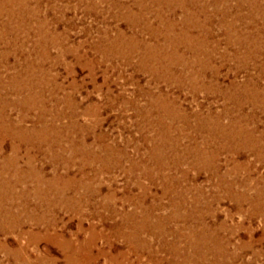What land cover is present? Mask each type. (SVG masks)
I'll use <instances>...</instances> for the list:
<instances>
[{
  "label": "rangeland",
  "instance_id": "374dc122",
  "mask_svg": "<svg viewBox=\"0 0 264 264\" xmlns=\"http://www.w3.org/2000/svg\"><path fill=\"white\" fill-rule=\"evenodd\" d=\"M0 4V161L14 155L11 147L18 144L15 165L22 172L15 174L14 165H7L0 176L10 184L14 178L20 180L14 187L28 191L29 198L24 204H0V264H71L69 257L74 264H112L118 259L123 264H182L185 255L191 260L184 264H224L225 257L214 256L209 247L205 263L196 256L200 250L190 243L203 230L222 246L230 239L229 247L238 256L232 264H264L260 240L264 214H254L249 203L238 205L228 198L221 181L225 175L227 180L248 177L252 195L253 187L263 185L258 181L264 180V162L234 147L237 141L240 144L238 139L225 148L218 128L194 126L195 115L225 112L221 121L227 126L232 118L243 123V114H254L246 127L260 135L264 114L253 108L251 99L237 108L217 91L194 90L188 83L172 85L162 78L156 60L167 48L177 59L191 61L194 56L181 36L185 31L198 37L193 47L203 51L198 55L205 69L197 74L200 83L225 87L229 93L231 82L251 81L252 94L264 88L260 74L264 0H0ZM157 95H167L189 119L155 125L157 111H149L148 104ZM160 126L172 127L164 137H171L173 144L154 142ZM21 129L29 131L24 140ZM196 145L206 151L205 167L191 153ZM37 179L49 200L30 195ZM243 243L249 246L242 248Z\"/></svg>",
  "mask_w": 264,
  "mask_h": 264
},
{
  "label": "bare ground",
  "instance_id": "6f19581e",
  "mask_svg": "<svg viewBox=\"0 0 264 264\" xmlns=\"http://www.w3.org/2000/svg\"><path fill=\"white\" fill-rule=\"evenodd\" d=\"M167 2H171V0H167ZM186 2V1H185ZM184 3V2H183ZM203 3V2H202ZM170 4V3H169ZM181 4V3H180ZM1 5V4H0ZM3 5V4H2ZM184 5V4H183ZM5 6V5H4ZM176 6V5H175ZM1 7V6H0ZM6 7V6H5ZM2 11V10H1ZM193 11V10H192ZM16 12V11H15ZM146 12V11H145ZM13 15V14H12ZM198 19V18H197ZM7 20V19H6ZM253 21V20H252ZM4 23V22H3ZM158 23V22H157ZM135 24V23H134ZM137 24V23H136ZM166 24V23H165ZM42 27V26H41ZM145 27V26H144ZM206 27V26H205ZM263 27V26H262ZM167 29V28H166ZM22 30V29H21ZM167 32V31H166ZM176 32V31H175ZM227 32V31H226ZM9 33V32H8ZM11 33V32H10ZM182 35V37H184V38H182V39H185V45H186V48H187V50H189L192 54H193V56H194V58L191 60V61H187L185 58H183L182 56H179L178 57V59H177V57L175 56V52H169L168 51V49L167 48H164V49H161V51H160V53H161V55H157L159 58H155L156 60H158L159 61V63H160V65L158 66L159 68H161V70L164 72V73H160V72H158V73H160V74H162V78H164L165 80H166V82H168V83H170V84H172V85H175V83L176 84H178V85H180V84H183V83H188L187 85L189 86V87H191V89H194V90H196V89H200V88H202V89H207V90H209V91H217V92H219V94H221L224 98H225V96L227 97V99L228 100H231V102H233V103H235L236 105H235V107H237V108H240L239 106L241 105V104H243L244 103V101L245 100H247V99H251L252 101L251 102H253V103H255L256 105H252L253 106V108H254V106H256L257 107V111H260V112H262L263 114H264V88H260V90L257 88V89H254V91H252L253 92V94L249 91V85H250V82H249V80H248V82H245L243 85H237V84H235V83H233V82H231V84L229 85V88H230V93L229 92H227V89H225V87H224V89H220L219 87H215V85L214 84H212V85H208V84H205V83H200V81L199 80H197V74L199 75V73L202 71H204L205 69H203L204 68V66H203V64H202V61H201V57L200 58H198V55L200 54V52H203L202 51V48H196V46L195 47H193V43L194 42H196L198 39V37L196 38V36H193L192 34V36H190L189 34H187L186 35V33H185V31L183 32V33H181ZM235 34V33H234ZM154 35V34H153ZM204 35V34H203ZM242 35V34H241ZM19 36V35H18ZM170 37V36H169ZM10 38V37H9ZM174 38H176V37H174ZM2 39V38H1ZM172 39H173V37H172ZM182 39H179V40H182ZM235 39V38H234ZM12 40V39H11ZM19 41V40H18ZM115 42V41H114ZM169 42V41H168ZM171 42V41H170ZM183 42H184V40H183ZM9 43V42H8ZM13 43H15V42H13ZM55 43V42H54ZM179 43H181V42H179ZM248 43V42H247ZM167 44V43H166ZM173 44V43H172ZM182 44V43H181ZM199 44V43H198ZM201 44V43H200ZM178 45V44H177ZM195 45V44H194ZM243 45V44H242ZM37 46V45H36ZM120 46V45H119ZM149 46V45H148ZM163 46V45H162ZM237 46V45H236ZM64 47V46H63ZM166 47H167V45H166ZM248 47V46H247ZM204 49V48H203ZM158 50V49H157ZM182 50V49H181ZM5 51V50H4ZM150 51V50H149ZM153 51V50H152ZM188 51V52H189ZM250 51V50H249ZM135 52V51H134ZM130 53V52H129ZM146 53H148V52H146ZM153 53V52H152ZM154 53H157V52H155L154 51ZM42 54V53H41ZM45 53H43V55H44ZM177 54V53H176ZM203 54V53H202ZM248 54V53H247ZM153 55V54H152ZM250 55V54H249ZM255 55H257L256 53H255ZM47 56H48V54H47ZM150 56V55H149ZM189 56V55H188ZM245 56V55H244ZM44 57V56H43ZM149 58V57H148ZM45 59H46V57H45ZM144 59H146V58H144ZM248 59V58H247ZM256 59V58H255ZM143 61V60H142ZM146 61V60H145ZM26 62V61H25ZM244 62V61H243ZM42 63V62H41ZM27 63H25L24 65H26ZM38 64V63H37ZM158 64V63H157ZM9 66V65H8ZM173 66H174V68H176V70H173ZM30 67V66H29ZM35 67V66H34ZM37 67V66H36ZM41 67V66H40ZM87 67V66H86ZM155 67V66H154ZM20 68V67H19ZM33 68V67H32ZM38 68V67H37ZM42 68V67H41ZM67 68V67H66ZM34 69V68H33ZM20 70V69H19ZM31 70V69H30ZM37 70V69H36ZM173 71H176V74L174 75V76H172V72ZM207 71V70H206ZM21 72V71H20ZM23 72V71H22ZM30 72V71H29ZM153 72V71H152ZM44 73H46V72H44ZM217 73V71H216V69L213 71V74H216ZM17 74V73H16ZM26 74V73H25ZM91 74V73H90ZM206 74V73H205ZM260 74L261 75H264V65H263V67H261V70H260ZM14 75V74H13ZM24 75V74H23ZM22 75V76H23ZM12 76V75H11ZM18 76V75H17ZM34 76V75H33ZM36 76V75H35ZM49 76V75H48ZM16 77V76H15ZM213 77V76H212ZM12 78V77H11ZM10 78V79H11ZM39 78V77H38ZM44 78H46V77H44ZM48 78V77H47ZM203 78V77H202ZM29 79V78H28ZM164 79H162V80H164ZM204 79V78H203ZM15 80V79H14ZM18 80V79H17ZM164 80V81H165ZM11 81V80H10ZM202 81V80H201ZM208 81H210V80H208ZM20 82V81H19ZM28 82H30V81H28ZM14 83V82H13ZM21 83V82H20ZM210 84V83H209ZM252 84V83H251ZM254 84H256V83H254ZM1 85V84H0ZM187 86V87H188ZM220 86V85H219ZM27 88V87H26ZM57 88V87H56ZM228 88V87H227ZM21 89H23L22 87H21ZM42 89H44V88H42ZM29 90V89H28ZM208 91V92H209ZM1 92V91H0ZM28 92V91H27ZM59 92H60V90H59ZM36 93V92H35ZM152 93H150V95H151ZM161 94V93H160ZM252 94V95H251ZM29 95V94H28ZM157 96H159V95H157ZM23 97V96H22ZM42 97V96H41ZM67 97V96H66ZM15 98V97H14ZM28 98V97H27ZM40 98V97H39ZM64 98V97H63ZM149 98V97H148ZM175 99V98H174ZM18 100V99H17ZM33 100V99H32ZM67 100V99H66ZM10 101V100H9ZM24 101V100H23ZM41 101V100H40ZM57 101V100H56ZM150 102H149V107H148V110L149 111H152L153 109H156L155 111H157V113L155 114L156 115V123H154L155 125H161V123H164V124H174V123H176V122H179L180 120H182V121H184V122H186V115L185 114H181V113H179L178 112V106L176 105V104H172L171 103V101H170V98L166 95V96H159V97H156V98H154L153 96H151L150 97V100H149ZM247 101H249V100H247ZM14 102V101H13ZM15 103V102H14ZM13 103V104H14ZM24 103V102H23ZM22 103V104H23ZM37 103H38V101H37ZM40 103V102H39ZM246 103V102H245ZM11 104V103H10ZM25 104V103H24ZM27 104H28V102H27ZM74 104V103H73ZM249 104V103H248ZM21 105V104H20ZM34 105V104H33ZM37 105V104H36ZM54 105V104H53ZM76 105V104H75ZM238 105V106H237ZM26 106V105H25ZM35 106V105H34ZM129 106V105H128ZM139 106V105H138ZM3 107H5V106H3ZM27 107V106H26ZM37 107V106H36ZM39 107V106H38ZM40 107H42V105L40 106ZM74 107V106H73ZM28 108H30V107H28ZM33 108V107H32ZM31 109V108H30ZM37 109V108H36ZM44 109V108H43ZM68 109V108H67ZM140 109V108H139ZM147 109V108H146ZM1 110V109H0ZM73 110V109H72ZM89 110V109H88ZM252 110V109H251ZM30 111V110H29ZM45 112H46V110H44ZM62 112V111H61ZM64 112V111H63ZM76 112V111H75ZM145 112V111H144ZM67 113V112H66ZM151 113V112H150ZM255 113V112H254ZM69 114H71V113H69ZM43 115V114H42ZM61 115V114H60ZM60 115H59V117H60ZM142 115V114H141ZM146 115H149V112L146 114ZM207 115V114H206ZM58 116V115H57ZM153 116V115H152ZM151 116V117H152ZM200 115H195V120L194 121H196V123L194 124V126L195 127H198L199 129H201V127H204L205 129H206V125H208V127H210L211 126V128H218L219 129V133H220V137L223 139V141L225 142V148H226V146L227 145H229L230 143H233V142H235V140L236 139H238L239 141H240V144H238L237 142L234 144L235 146L234 147H239V148H241V149H243L244 151H248V152H250V154H253L254 155V157L257 159V160H259V161H262V162H264V132L262 133V134H255V132H258V130L257 129H254V130H250L249 128H247L246 126H247V122H249V121H252V120H254V114H243V116H241L240 117V120H241V122H243V123H239L238 121H236V120H233V118H232V120L229 122V125L227 124V126H223V124H222V121H221V119L225 116V112H223L222 114H210L209 116H207V117H205L204 116V118L201 116V117H199ZM3 117V116H2ZM44 117V116H43ZM58 117V118H59ZM72 117V116H71ZM155 117V116H154ZM143 118V117H142ZM148 118L149 117H147L146 119H147V121H148ZM153 118V117H152ZM1 119V118H0ZM41 119H42V117H41ZM56 119V118H55ZM163 119H165V120H163ZM189 119V118H188ZM187 119V120H188ZM237 119H239V118H237ZM21 120V119H20ZM4 121V120H3ZM41 121V120H40ZM47 121V120H46ZM77 121V120H76ZM76 121H75V123H76ZM138 121V120H137ZM155 121V120H154ZM190 121V120H189ZM2 122V121H1ZM80 122V121H79ZM96 122V121H95ZM149 122V121H148ZM46 123V122H45ZM48 123V122H47ZM147 123V122H146ZM182 123V122H181ZM15 124V123H14ZM49 124V123H48ZM70 124V123H69ZM78 124V123H77ZM149 124V123H148ZM151 124V123H150ZM264 124V123H263ZM4 125V124H3ZM11 125V124H10ZM33 125V124H32ZM37 125V124H36ZM71 125V124H70ZM191 125H192V123H191ZM250 125V124H249ZM34 126V125H33ZM72 126V125H71ZM77 126V125H76ZM141 126V125H140ZM166 126V125H165ZM258 126V125H257ZM7 127H8V124H7ZM17 127H19V126H17ZM47 127V126H46ZM55 127V126H54ZM59 127V126H58ZM63 127V126H62ZM88 126H86V128H87ZM176 126H174V128H175ZM183 127V126H182ZM187 127H190L189 125H187ZM207 127V128H208ZM2 130H3V128L2 127H0ZM33 128H35V127H33ZM51 128V127H50ZM53 128V127H52ZM56 128V127H55ZM61 128V127H60ZM160 128H161V130H158V136L154 139L155 141L154 142H160V143H162L163 145H168V140L170 141L171 140V142H170V144L172 143V138L170 137H164V136H166L167 135V133H169V132H172V127L170 126V127H166V128H163V127H161L160 126ZM185 128V127H184ZM191 129H193L194 127L192 126V127H190ZM42 129H44V128H42ZM83 129V128H82ZM85 129V128H84ZM153 129V128H152ZM181 129V128H180ZM203 129V128H202ZM253 129V128H252ZM13 130H16V129H13ZM28 130H29V128H28ZM27 129H21V130H19L20 132H19V136L23 139L24 138V135H25V133L28 131ZM32 131L34 130V129H31ZM39 130H41V129H39ZM48 130V129H47ZM46 130V131H47ZM61 130V129H60ZM59 130V131H60ZM74 130H76V129H74ZM80 130V129H79ZM194 130V129H193ZM196 130H198V129H196ZM257 130V131H256ZM260 130V129H259ZM5 131V130H4ZM8 131V130H7ZM12 131V130H11ZM10 131V132H11ZM38 131V130H37ZM37 131H35V133L37 132ZM44 131V130H43ZM83 131V130H82ZM91 131V130H90ZM262 131V130H261ZM264 131V130H263ZM6 132V131H5ZM16 132V131H15ZM14 132V133H15ZM29 132V131H28ZM38 132H40V131H38ZM182 132V131H181ZM205 132V131H204ZM208 132H210V131H208ZM208 132H207V134H208ZM8 133V132H7ZM202 133V132H201ZM211 133V132H210ZM209 133V134H210ZM17 134V133H16ZM30 134V133H29ZM39 134H41V133H39ZM46 134V133H45ZM171 134V133H170ZM208 134V135H209ZM7 134L5 133V136H6ZM11 135V134H10ZM15 135V134H14ZM31 135H33V134H31ZM37 135V134H36ZM57 135V134H56ZM67 135V134H66ZM80 135V134H79ZM214 135V134H213ZM215 135H216V133H215ZM3 136V135H2ZM9 136V135H8ZM58 136V135H57ZM99 136V135H98ZM177 136V135H176ZM31 137V136H30ZM46 137V136H45ZM48 137V136H47ZM85 137V136H84ZM155 137V136H154ZM173 137V136H172ZM213 138L211 135L208 137V138ZM219 137V138H220ZM13 138H14V136H13ZM40 138H42V137H40ZM175 138V137H174ZM210 138V139H211ZM32 139V138H31ZM33 139H34V137H33ZM43 139V138H42ZM54 139V138H53ZM218 139V138H217ZM15 140V139H14ZM19 140H20V138H19ZM24 140V139H23ZM44 140V139H43ZM52 140V139H51ZM60 140V139H59ZM75 140V139H74ZM84 140V139H83ZM96 140V139H95ZM177 140V139H176ZM221 140V139H220ZM36 141V140H35ZM38 141V140H37ZM53 141V140H52ZM58 141V140H57ZM184 141V140H183ZM18 142V141H17ZM22 142V141H21ZM25 142V141H24ZM43 142V141H42ZM62 142V141H61ZM44 143V142H43ZM54 143V142H53ZM64 143V142H63ZM71 143H73V142H71ZM70 143V144H71ZM84 143V142H83ZM215 143V142H214ZM30 144H32L31 142H30ZM173 144V143H172ZM16 145V144H15ZM15 145H11L12 147V152H13V154L14 155H12V156H10V157H8V158H6L4 161H0V175L1 174H3L4 173V169L5 168H7V165H14V172H15V174H21L22 172L16 167V156H15V152L17 151V146H20V145H18L17 144V146H15ZM33 145V144H32ZM48 145V144H47ZM52 145V144H51ZM63 145V144H62ZM102 145V144H101ZM208 145V144H207ZM212 145V144H211ZM219 145V144H218ZM224 145V144H223ZM232 145V144H231ZM39 146V145H38ZM50 146V145H49ZM63 147V146H62ZM68 147V146H67ZM78 147V146H77ZM93 147H94V145H93ZM101 147V146H100ZM100 147H99V149H100ZM110 147V146H109ZM150 147V146H149ZM155 147V146H154ZM229 147V146H228ZM233 147V146H232ZM232 147H230V148H232ZM39 148V147H38ZM49 148V147H48ZM59 148V147H58ZM69 148V147H68ZM71 148V147H70ZM76 148V147H75ZM83 148V147H82ZM104 148V147H103ZM190 148V147H189ZM229 148V149H230ZM2 149V148H1ZM42 149V148H41ZM51 149V148H50ZM84 149V148H83ZM106 149H107V147H106ZM153 149V148H152ZM174 149V148H173ZM53 150V149H52ZM68 150V149H67ZM75 150V149H74ZM78 150V149H77ZM101 150H103V149H101ZM110 150H111V148H110ZM116 150V149H115ZM190 150V149H189ZM216 150V149H215ZM226 150V149H225ZM96 151V150H95ZM107 151H109V150H107ZM153 151H154V149H153ZM211 151V150H210ZM214 151V150H213ZM230 151V150H229ZM52 152V151H51ZM59 152H61V151H59ZM74 152V151H73ZM85 152V151H84ZM88 152V151H87ZM105 152V151H104ZM116 152V151H115ZM148 152V151H147ZM187 152V151H186ZM193 152H195V154L197 155V157L196 158H198V159H200L201 160V164L202 165H204V167L206 166L205 164H204V161L207 159H204L203 157H206V151H205V149L203 148H201L200 146H198V145H196V146H194V148L192 149V152L191 153H193ZM212 152V151H211ZM233 152H234V150H233ZM55 153H56V151H55ZM67 153V152H66ZM114 153V152H113ZM118 153V152H117ZM116 153V154H117ZM161 153V152H160ZM53 154V153H52ZM71 154V153H70ZM81 154V153H80ZM89 153H87V155H88ZM105 154V153H104ZM213 154V153H212ZM238 154V153H237ZM11 155V154H10ZM58 155H59V153H58ZM68 155V154H67ZM73 155V154H72ZM82 155V154H81ZM91 155V154H90ZM89 155V156H90ZM100 155V154H99ZM110 155V154H109ZM112 155V154H111ZM155 155V154H154ZM32 156V155H31ZM77 156V155H76ZM94 156V155H93ZM117 156V155H116ZM121 156V155H120ZM151 156V155H150ZM7 157V156H6ZM54 157V156H53ZM59 157V156H58ZM64 157V156H63ZM67 157V156H66ZM70 157V156H69ZM102 157V156H101ZM100 157V158H101ZM123 157V156H122ZM171 157V156H170ZM211 157V156H210ZM3 158V157H2ZM1 158V159H2ZM81 158V157H80ZM79 158V159H80ZM91 158V157H90ZM97 158V157H96ZM112 158V157H111ZM120 158V157H119ZM49 159V158H48ZM67 159H69V158H67ZM84 159V158H83ZM86 159V158H85ZM210 160H211V158H209ZM213 159V158H212ZM50 160V159H49ZM52 160V159H51ZM63 160V159H62ZM70 160V159H69ZM98 160V159H97ZM43 161V160H42ZM58 161V160H57ZM78 161V160H77ZM76 161V162H77ZM89 161V160H88ZM101 161V160H100ZM110 161V160H109ZM115 161V160H114ZM167 161V160H166ZM184 161V160H183ZM199 161V160H198ZM202 161H203V163H202ZM209 161V160H208ZM23 162V161H22ZM29 162V161H28ZM27 162V163H28ZM52 162V161H51ZM65 162H67V161H65ZM79 162H81V161H79ZM207 162V161H206ZM211 162V161H210ZM209 162V163H210ZM213 162V161H212ZM58 163V162H57ZM59 163H60V161H59ZM63 163H64V161H63ZM101 163V162H100ZM215 163V162H214ZM69 164V163H68ZM73 164V163H72ZM86 164V163H85ZM113 164V163H112ZM111 164V165H112ZM118 164V163H117ZM25 165V164H24ZM59 165V164H58ZM74 165V164H73ZM88 165V164H87ZM111 165H110V167H111ZM142 165V164H141ZM208 165V164H207ZM210 165V164H209ZM97 166V165H96ZM103 166V165H102ZM165 166V165H164ZM195 166V165H194ZM197 166V165H196ZM213 166H214V164H213ZM53 167H55V166H53ZM95 167V166H94ZM104 167V166H103ZM117 167V166H116ZM215 168V167H214ZM82 169V168H81ZM83 169H84V167H83ZM198 169H199V167H198ZM226 169V168H225ZM235 169V168H234ZM78 170V169H77ZM108 170V169H107ZM201 170V169H200ZM236 170H237V168H236ZM67 171V170H66ZM71 171V170H70ZM82 171V170H81ZM85 171V170H84ZM6 172V171H5ZM30 172H32V170H30ZM36 172V171H35ZM55 172V171H54ZM98 172V171H97ZM150 172V171H149ZM53 173V172H52ZM66 173V172H65ZM84 173H86V172H84ZM13 174V173H12ZM41 174V173H40ZM67 174V173H66ZM65 174V175H66ZM143 174V173H142ZM231 174V173H230ZM58 175V174H57ZM72 175V174H71ZM97 175V174H96ZM146 175V174H145ZM154 175V174H153ZM158 175V174H157ZM163 175V174H162ZM68 176V175H67ZM84 177V176H83ZM235 177V176H234ZM252 177V176H251ZM21 178V177H20ZM23 178V177H22ZM68 178V177H67ZM67 178H65V179H67ZM151 178V177H150ZM166 178V177H165ZM223 178V177H222ZM7 179V178H6ZM50 179V178H49ZM74 179V178H73ZM88 179V178H87ZM153 179H155V178H153ZM152 179V180H153ZM232 179V178H231ZM259 179V178H258ZM263 179V178H262ZM30 180V179H29ZM48 180V179H47ZM60 180V179H59ZM81 180V179H80ZM94 180V179H93ZM250 179L247 177V178H245V179H241V180H237V179H235V180H227V178H226V175H225V181H224V179H221V181L223 182V184H225L224 185V187H225V195L228 197V198H231V199H233V200H235L236 202H237V204L238 205H240V203H249L250 205H251V209H253L252 211L254 212V214L255 213H262V214H264V180H260L259 179V181L258 182H263V185L261 186V187H253V194L251 195L250 193H249V190L251 189V187H250V181H249ZM37 181V183H36V185L34 186V188H33V191L31 192L30 191V195H32V197H33V194L36 196V197H38L39 199H41L42 201H44V200H49V199H47L46 198V194H45V191L42 189V187H41V184L43 183L42 181H40L39 179H37L36 180ZM46 181V180H45ZM67 181V180H66ZM70 181V180H69ZM220 181V180H219ZM18 182H20V180H17L16 178H14L12 181H11V184L10 183H8V181L7 180H5V179H3L1 176H0V204L1 203H3V202H14V203H27L28 201H29V198H28V196H27V194H28V191H21V192H17V190L15 189V187H14V185H16ZM26 182V181H25ZM62 182V181H61ZM74 182V181H73ZM154 182V181H153ZM33 183V182H32ZM49 183H50V185H53V184H55V178H54V180H52V181H49ZM75 183V182H74ZM68 184V183H67ZM70 184V183H69ZM69 184H68V186H69ZM84 184V183H83ZM82 184V186H84ZM261 184V183H260ZM58 185V184H57ZM62 185V184H61ZM79 185V184H78ZM87 185V184H86ZM60 186V185H59ZM220 186V185H219ZM20 187V186H19ZM43 187H45V186H43ZM46 187H48V186H46ZM64 187V186H63ZM49 188V187H48ZM47 188V189H48ZM56 188V187H55ZM60 188V187H59ZM68 188V187H67ZM92 188V187H91ZM47 189H45V190H47ZM79 189V188H78ZM21 190V189H20ZM19 190V191H20ZM28 190V189H27ZM69 190V189H68ZM67 190V191H68ZM92 191V190H91ZM59 192V191H58ZM60 192H62V190L60 191ZM72 192V191H71ZM180 192V191H179ZM85 193H88V192H85ZM85 193H84V195H85ZM95 193V192H94ZM94 193H92V194H94ZM61 194V193H60ZM59 194V195H60ZM42 195H44V197H42ZM96 195V194H95ZM183 195V194H182ZM64 196V195H63ZM87 196V195H86ZM31 197V196H30ZM61 197V196H60ZM180 197V196H179ZM49 198V197H48ZM51 198V197H50ZM77 198V197H76ZM75 198V199H76ZM181 198V197H180ZM193 198V197H192ZM36 199V198H35ZM34 199V200H35ZM38 199V200H39ZM58 199V198H57ZM65 199V198H64ZM74 199V198H73ZM73 199H72V201H73ZM79 199V198H78ZM182 199V198H181ZM53 200V199H52ZM68 200V199H67ZM30 201H31V199H30ZM60 201V200H59ZM176 201V200H175ZM37 202V201H36ZM56 202V201H55ZM69 202H70V200H69ZM40 203V202H39ZM51 203H53V202H51ZM74 203V202H73ZM81 203V202H80ZM96 203V202H95ZM199 203V202H198ZM48 204V203H47ZM50 204V203H49ZM48 204V205H49ZM60 204V203H59ZM91 204V203H90ZM194 204V203H193ZM39 205V204H38ZM37 205V206H38ZM42 205H43V203H42ZM57 205V204H56ZM81 205V204H80ZM210 205V204H209ZM45 206V205H44ZM51 206V205H50ZM66 206V205H65ZM64 206V207H65ZM70 206V205H69ZM68 206V207H69ZM76 206V205H75ZM30 207V206H29ZM32 207V206H31ZM30 207V208H31ZM35 207V206H34ZM74 207V206H73ZM83 207V206H82ZM111 207V206H110ZM49 208V207H48ZM75 208V207H74ZM69 209H71V208H69ZM77 209V208H76ZM50 210V209H49ZM201 210V209H200ZM44 211V210H43ZM144 211V210H143ZM15 212V211H14ZM31 212V211H30ZM53 212V211H52ZM132 213V212H131ZM43 214V213H42ZM51 214V213H50ZM252 214V213H251ZM253 214V215H254ZM10 215V214H9ZM32 215V214H31ZM132 215V214H131ZM176 215V214H175ZM178 215V214H177ZM28 216V215H27ZM30 216V215H29ZM127 216H129V215H127ZM181 216V215H180ZM7 217V216H6ZM39 217V216H38ZM46 217V216H45ZM47 217H48V215H47ZM55 217V216H54ZM54 217H52V218H54ZM136 217V216H135ZM183 217V216H182ZM185 217V216H184ZM183 217V218H184ZM190 217V216H189ZM198 217V216H197ZM17 218V217H16ZM128 218V217H127ZM149 218V217H148ZM170 218V217H169ZM3 219H5V218H3ZM40 219V218H39ZM136 219V218H135ZM143 219V218H142ZM163 219V218H162ZM173 219V218H172ZM175 219V218H174ZM42 220V219H41ZM40 220V221H41ZM4 221V220H3ZM14 221H16V220H14ZM31 221V220H30ZM54 221V220H53ZM148 221V220H147ZM202 221V220H201ZM45 222H46V220H45ZM136 222V221H135ZM145 222V221H144ZM143 222V223H144ZM34 223H36V222H34ZM38 223V222H37ZM36 223V224H37ZM55 223V222H54ZM12 224V223H11ZM11 224H10V226H11ZM20 224V223H19ZM137 224V223H136ZM14 225V223L12 224V226ZM55 225V224H54ZM139 226V225H138ZM141 226V225H140ZM144 226V225H143ZM202 226V225H201ZM7 227V226H6ZM15 227H16V224H15ZM8 228V227H7ZM10 228V227H9ZM13 228V227H12ZM201 228V227H200ZM6 229V228H5ZM21 229V228H20ZM203 229V228H202ZM44 230V229H43ZM48 230V229H47ZM134 230V229H133ZM132 230V231H133ZM196 230V229H195ZM137 231V230H136ZM199 231V230H198ZM18 232V231H17ZM176 232V231H175ZM180 232V231H179ZM52 233V232H51ZM178 233V232H177ZM195 233V232H194ZM193 233V234H194ZM211 233V232H210ZM39 234V233H38ZM57 234V233H56ZM209 233H207L205 230H203L200 234L199 233H197L196 235L194 234V237H195V239L190 243V245H191V247H193L196 251H199L198 253H194L197 257H200V259H202V260H204V263H205V260L207 259V255H205V252L206 253H209L208 252V250H207V247H209V248H211V249H214V253H215V255L214 256H216V257H218V258H222V259H224V257H225V263L224 264H232V261L233 260H235V259H237L236 257H238L237 256V253H236V251L235 250H231L230 249V247H229V245L231 244L230 243V239H225V246H222L223 244H221V243H219L218 241H215L212 237H210L209 235H208ZM212 234V233H211ZM139 235V234H138ZM137 235V236H138ZM37 236V235H36ZM54 236V235H53ZM177 236V235H176ZM179 237H180V235H179ZM53 238V237H52ZM65 238V237H64ZM20 239V238H19ZM58 239V238H57ZM66 239V238H65ZM67 240V239H66ZM68 240H69V238H68ZM71 240V239H70ZM260 240H262L263 242H264V238L262 237ZM52 241V240H51ZM64 241V240H63ZM93 241V240H92ZM56 242H58V241H56ZM61 242V241H60ZM76 242H77V240H76ZM69 243V242H68ZM144 243V242H143ZM223 243V242H222ZM64 244H66V243H64ZM63 245V244H62ZM61 245V246H62ZM74 246V245H73ZM249 245L247 244V243H243L242 245H241V247L242 248H247ZM9 247V246H8ZM66 247H68L67 245H66ZM237 247H239V248H241L240 247V245L239 246H237ZM63 248H65L64 246H63ZM69 248H71V247H69ZM68 248V249H69ZM204 248V249H203ZM4 249V248H3ZM61 249V248H60ZM77 249V248H76ZM83 249V248H82ZM2 250V249H1ZM11 250V249H10ZM7 251V250H6ZM70 251V250H69ZM81 251V250H80ZM79 251V252H80ZM12 252V251H11ZM72 252H73V250H72ZM71 252V253H72ZM75 252V251H74ZM67 253V252H66ZM254 253H257V252H254ZM12 254V253H11ZM65 254V253H64ZM202 254L204 255V256H202ZM69 255V254H68ZM194 255V256H195ZM66 256V255H65ZM87 256V255H86ZM123 256V255H122ZM188 255H185L184 257H183V262H182V264H184V263H186L187 261H189V260H191V259H189L188 257H187ZM88 257V256H87ZM67 258V257H66ZM90 258V257H89ZM74 259H76V258H74ZM80 259V258H79ZM86 259V258H85ZM78 260V259H77ZM87 260H88V258H87ZM87 260H85V261H87ZM90 260V259H89ZM93 260V259H92ZM112 260V259H111ZM119 260V259H118ZM118 260H114V262L112 263V264H123L121 261H118ZM67 261V260H66ZM69 261H70V263L71 264H74V262L76 261H74V260H72V259H70V257H69ZM84 261V260H83ZM82 261V262H83ZM29 262V261H28ZM69 263V262H68ZM209 262H207V264H208ZM54 264V263H53ZM197 264H203V262L202 261H199ZM211 264H218V262H213V263H211ZM246 264V263H245Z\"/></svg>",
  "mask_w": 264,
  "mask_h": 264
}]
</instances>
